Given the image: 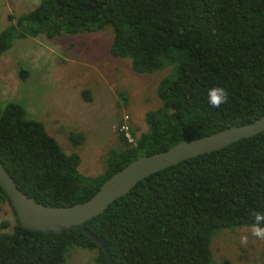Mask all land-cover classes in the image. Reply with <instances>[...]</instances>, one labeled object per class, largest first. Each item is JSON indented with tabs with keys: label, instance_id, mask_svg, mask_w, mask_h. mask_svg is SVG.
Segmentation results:
<instances>
[{
	"label": "trees",
	"instance_id": "trees-1",
	"mask_svg": "<svg viewBox=\"0 0 264 264\" xmlns=\"http://www.w3.org/2000/svg\"><path fill=\"white\" fill-rule=\"evenodd\" d=\"M107 27L114 30V60L130 58L136 72L176 66L161 86L165 111L148 114L150 129L136 145L122 129L127 122L119 123V138L127 145L120 162L87 177L77 152L64 151L23 105L7 103L0 114V160L18 187L45 205L86 201L143 155L264 115V0H43L0 33V55L19 37L91 34ZM27 74L22 70L24 80ZM215 86L229 93L220 108L208 102ZM0 199L11 203L1 186ZM253 211L264 212V132L150 175L85 224L105 240L115 264H235L218 261L213 239L250 235ZM16 220L12 232L0 233V264H69L76 248L90 249L97 264H110L103 248L80 229L41 233L24 228L17 215ZM255 245L264 258V243ZM230 250L233 257L237 249Z\"/></svg>",
	"mask_w": 264,
	"mask_h": 264
},
{
	"label": "rangeland",
	"instance_id": "rangeland-1",
	"mask_svg": "<svg viewBox=\"0 0 264 264\" xmlns=\"http://www.w3.org/2000/svg\"><path fill=\"white\" fill-rule=\"evenodd\" d=\"M42 1L0 0V33L17 26V18ZM113 36L112 27L53 38L42 33L15 39L0 55V114L9 102L23 105L27 117L41 122L64 151L80 155V170L87 177L103 175L120 162L127 145L119 138V123L127 122L136 139L149 131L148 114L165 111L162 82L176 73L175 65L136 72L130 58L114 60L109 44ZM72 134L83 137L74 143ZM16 223L13 206L0 199V233L12 232ZM240 236L225 233L213 239L218 261L224 257L235 264H261L263 254L255 244L264 241L252 238L244 247ZM69 264L97 262L90 249L76 248Z\"/></svg>",
	"mask_w": 264,
	"mask_h": 264
},
{
	"label": "water",
	"instance_id": "water-1",
	"mask_svg": "<svg viewBox=\"0 0 264 264\" xmlns=\"http://www.w3.org/2000/svg\"><path fill=\"white\" fill-rule=\"evenodd\" d=\"M261 132H264V115L247 124L229 126L203 137L180 141L166 150L143 155L107 178L90 199L69 206H51L38 202L18 187L1 160L0 186L9 195L24 228L41 233L80 229L103 248L110 264H115L105 240L87 228V220L103 213L112 202L128 194L150 175Z\"/></svg>",
	"mask_w": 264,
	"mask_h": 264
},
{
	"label": "clouds",
	"instance_id": "clouds-1",
	"mask_svg": "<svg viewBox=\"0 0 264 264\" xmlns=\"http://www.w3.org/2000/svg\"><path fill=\"white\" fill-rule=\"evenodd\" d=\"M208 102L214 108H220L221 105L227 104L229 102V93H228L227 89L223 88V87H219V86H215V87L210 88L208 90ZM126 117H128V116H126ZM130 143H132V142H130ZM134 143L137 144L136 137H135V142H133L132 144H134ZM11 205H12V203H11ZM251 216L253 218V223L249 227L250 236L252 238L264 241V212L253 211L251 213ZM249 239H250L249 234H242L239 238V243L242 246L247 247L249 244Z\"/></svg>",
	"mask_w": 264,
	"mask_h": 264
},
{
	"label": "built area",
	"instance_id": "built-area-1",
	"mask_svg": "<svg viewBox=\"0 0 264 264\" xmlns=\"http://www.w3.org/2000/svg\"><path fill=\"white\" fill-rule=\"evenodd\" d=\"M122 129H124L125 130V134H126V137H127V139L130 141V142H135V137H134V135L130 132V128L128 127V125L127 124H125L123 127H122Z\"/></svg>",
	"mask_w": 264,
	"mask_h": 264
}]
</instances>
